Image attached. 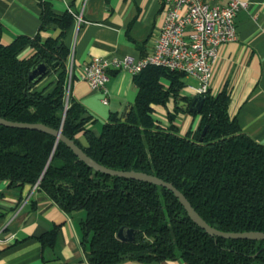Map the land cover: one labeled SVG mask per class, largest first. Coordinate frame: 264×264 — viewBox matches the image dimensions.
<instances>
[{
  "label": "trees",
  "instance_id": "1",
  "mask_svg": "<svg viewBox=\"0 0 264 264\" xmlns=\"http://www.w3.org/2000/svg\"><path fill=\"white\" fill-rule=\"evenodd\" d=\"M38 3L39 26L33 35L20 33L4 44L0 20V116L61 126L98 163L171 182L216 229L264 231V143L229 116L227 89L203 94L200 111L190 112L199 115L196 127L180 132L178 103L191 100L179 93L186 73L147 65L133 74L137 92L126 117L109 114L95 133L89 126L92 115L70 92L64 35L73 15L55 11L48 0ZM51 27L60 29L57 36L39 34ZM28 47L33 52L23 56ZM40 62L47 72L29 80V70ZM170 96L175 106L164 124L153 117V104L166 105ZM0 180L18 188L37 184L63 210H83L80 240L91 264L151 263L177 256L185 264H264V239L209 234L167 187L96 170L49 132L0 124ZM122 225L136 230L133 242L116 237ZM56 232L57 226L38 239L53 245Z\"/></svg>",
  "mask_w": 264,
  "mask_h": 264
},
{
  "label": "crops",
  "instance_id": "2",
  "mask_svg": "<svg viewBox=\"0 0 264 264\" xmlns=\"http://www.w3.org/2000/svg\"><path fill=\"white\" fill-rule=\"evenodd\" d=\"M48 1L55 11L67 10L73 15V24L64 35L69 47L66 64L72 75L70 92L92 115L94 121L89 126L98 133L109 114L123 115L128 106L131 108L137 87L128 70H110L105 83L107 101L103 102L101 92L79 77L81 69L93 56L129 54L139 58L151 53L161 24V4L158 0ZM214 1L223 4L227 0ZM244 1L246 7H241L235 15L236 38L220 47L213 62L210 91L216 93L226 88L229 116L235 117L244 131L264 143V0ZM39 12L38 0H0L1 42L9 43L20 33L35 34ZM59 31L51 27L40 30L39 34L55 37ZM32 52L28 47L23 56ZM162 80L168 84L166 79ZM189 85L179 93L192 99L196 93ZM185 103L180 100L175 114L180 132L194 129L199 121V115L184 111ZM174 106L175 99L170 96L160 111L173 112ZM152 115L161 123H167V115L158 118L154 111ZM83 216V211L63 210L37 186L26 184L18 188L9 186L7 180H0V264H91L80 240L78 222ZM55 226L53 245H43L38 236ZM121 264L185 262L177 256L158 262L125 261Z\"/></svg>",
  "mask_w": 264,
  "mask_h": 264
},
{
  "label": "built area",
  "instance_id": "3",
  "mask_svg": "<svg viewBox=\"0 0 264 264\" xmlns=\"http://www.w3.org/2000/svg\"><path fill=\"white\" fill-rule=\"evenodd\" d=\"M161 4V24L153 50L139 58L93 56L79 74L92 89L101 92L107 101L106 80L110 70L126 69L132 74L147 65L163 66L184 71L197 78V85H189L196 94L210 91L212 65L220 47L236 38L235 15L244 0H158ZM71 70H69V80ZM37 184H34L36 187Z\"/></svg>",
  "mask_w": 264,
  "mask_h": 264
},
{
  "label": "water",
  "instance_id": "4",
  "mask_svg": "<svg viewBox=\"0 0 264 264\" xmlns=\"http://www.w3.org/2000/svg\"><path fill=\"white\" fill-rule=\"evenodd\" d=\"M46 72H47L46 64L44 62H40L35 67L29 70L28 79L31 80V79L40 78ZM203 99L204 97L202 94L193 95L191 101L185 103L186 109L189 112H199L201 109L202 103H203ZM129 108L130 106H128L127 109H125V111L123 112V115H122L123 118H125L126 115L128 114ZM63 118H64V114H63ZM0 124L6 125V126H12V127L36 129V130L52 133L53 135H55L57 140H61L65 142L72 149V151L77 155L79 159H81L86 164H88L89 166L93 167L96 170L102 171L110 175H119L123 177L139 179V180L152 182V183L167 187L178 197L179 201L181 202V204L184 206L185 210L187 211L189 217L195 223H197L199 226L205 229L209 234L218 235V236L227 237V238L264 239V231H259V230L224 231V230L214 228L213 226L209 225L195 211V209L193 208L189 200L186 198V196L179 189H177L171 182L165 181L156 175L146 173L144 171L114 169V168H110V167H107V166H104L98 163L93 158H91L89 155H87L83 151V149L74 142L73 139H70L67 136H65L62 133L61 126L55 129L41 122L12 121V120L6 119L1 116H0ZM206 128H207V125L203 127L201 131L200 139L202 138V135L205 133ZM135 233H136V230L133 227L122 225L116 231V237L123 242H133L135 240Z\"/></svg>",
  "mask_w": 264,
  "mask_h": 264
},
{
  "label": "rangeland",
  "instance_id": "5",
  "mask_svg": "<svg viewBox=\"0 0 264 264\" xmlns=\"http://www.w3.org/2000/svg\"><path fill=\"white\" fill-rule=\"evenodd\" d=\"M184 83H185V86L189 85L190 83H192V84H198V80L196 81V79L194 78L193 75L186 74L184 76ZM185 86H183V87H185ZM153 105H154V113L157 114V117L158 118H164V117H166V115H167L166 110L164 112L163 111H160L161 110V107H164L165 105H162V104H153ZM83 141H84V138H83ZM80 211H83V210H80Z\"/></svg>",
  "mask_w": 264,
  "mask_h": 264
}]
</instances>
